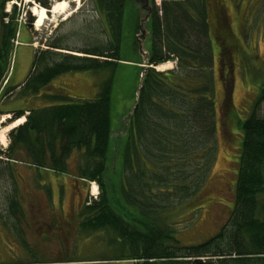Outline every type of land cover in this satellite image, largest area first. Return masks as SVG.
Instances as JSON below:
<instances>
[{
  "label": "trees",
  "instance_id": "obj_1",
  "mask_svg": "<svg viewBox=\"0 0 264 264\" xmlns=\"http://www.w3.org/2000/svg\"><path fill=\"white\" fill-rule=\"evenodd\" d=\"M156 1H161L160 7H157ZM104 2L98 0L100 10ZM209 2L152 0L155 11L150 24L153 42L149 66L155 68L172 61L176 63V72L164 74L154 68L142 69L145 72L143 88L131 120V141L127 146L135 149L127 150L123 182L118 190L113 189L116 193L125 192L144 200L141 208L154 209L152 214L158 215L172 207V197L178 200L183 197L180 200L182 206L186 202L189 205L202 203L203 187L193 179H197L202 171L198 169L197 174L193 175L188 171L185 173L186 167L183 169L182 165L192 159L199 161L207 156L208 151L213 152V135L217 126L216 103L215 100L203 98L205 93L211 94L206 82L207 85L201 84V90L186 87L187 94L180 92L179 85L186 86L187 82L193 80L189 77L183 80L176 75L182 69L200 68L206 71L213 65V43L216 40L220 44L211 35ZM125 3V0H109L111 40L106 46L99 44L70 50L55 43L49 47V51H36L29 78L17 98L35 101L42 92H49L45 98L52 105L29 111L12 110L11 122L23 118L27 112L30 115L24 125L11 133L13 148L5 161L8 167L16 162L18 154L26 150L32 157L33 167L68 172V161L77 151L85 159L77 170V178L88 184L96 183L101 192H108V162L114 143L111 119L113 79L101 83L99 94L92 101L71 100L68 94L64 95L60 90L53 93L52 85L57 78L66 74L91 71L100 74L116 69L121 62ZM96 11L103 21V14L98 8ZM15 31L14 23L13 36ZM230 39L229 33L225 32L220 46L222 55L229 49L237 50V45ZM11 51L0 58V79L8 70ZM10 91L15 95L16 89ZM193 94L196 95L195 99H189L187 95ZM68 100L71 102L68 103ZM263 103L264 85L250 118L241 125L244 137L237 173L236 202L228 224L204 243L183 246L173 235L161 233L163 224L155 221L152 214H144L148 222L141 219L136 225V236L125 238L126 242H131L129 250L132 254L130 257L123 256L122 260H135L138 264H194L196 259L202 258L209 259L213 264H264V116L258 113ZM225 107H228L226 98ZM136 131L141 144L139 149H136ZM193 137L195 140L206 138L210 141L202 143L200 152L197 149L193 152L189 142ZM206 146L208 150H205ZM47 159L53 165L49 166L45 162ZM147 163L150 167L146 166ZM9 169L8 175L15 180V172ZM13 190L17 193L15 188ZM158 197L165 205L158 203ZM12 202V207L17 208V201ZM199 210L198 207L195 212Z\"/></svg>",
  "mask_w": 264,
  "mask_h": 264
},
{
  "label": "rangeland",
  "instance_id": "obj_2",
  "mask_svg": "<svg viewBox=\"0 0 264 264\" xmlns=\"http://www.w3.org/2000/svg\"><path fill=\"white\" fill-rule=\"evenodd\" d=\"M209 1L213 40L216 37L213 36L215 30L213 29L214 18L212 13L214 12L213 7L218 10L217 5L219 3L218 7L221 6L219 10L223 12L220 14L221 19L219 20L223 29L220 31V35L224 38L225 32L229 33V36H231L230 41L237 45V50L224 51L222 55V51L219 50V45L215 40L213 43L214 62L210 68L206 71H202L200 68L196 70L182 69L177 71L178 75H176L177 77L181 76L183 80L188 79V77L193 80L192 82H187L186 86L185 84L179 85L178 90L180 92L187 94V88L190 90H201L202 83L204 85L208 84L211 88V94L205 93L203 98L215 100L216 103L215 121L217 126L213 135V152L208 151L207 156L199 161L192 159L189 162L187 161L186 165H182V168L186 167L185 173L188 171L190 172L189 174H197L196 170L198 169L202 173L204 172L203 175L200 173L197 179L193 178L199 183V186L203 187L202 203H190L191 205H189L186 202L182 206L180 205V200L183 197L179 200L172 197V207L164 209L158 215H151L155 221L163 224L160 227L161 233L166 234V236L173 235L183 246H194L204 243L217 235L228 224L236 202L237 173L244 137L241 125L250 118L261 88L264 85V0ZM48 3L50 4L49 7H44L34 0H28L22 3L19 8L23 16H26L28 12L30 17H33L32 11L38 7L50 12L43 26L35 27L37 29L34 28L31 32L33 33L32 46L34 48L39 51H49V47L55 43L70 50H79L99 44L107 45L109 38L91 0H79L78 3L73 2V0H49ZM58 3H68V7L63 13L52 12ZM157 6H161L160 1ZM145 16V12L137 0L126 1L120 51L121 62L113 70L114 72L106 70L100 74H94L92 71L71 73L63 75L53 82L55 87V90L52 91L53 93L61 89L60 93L68 94L71 100L92 101L99 94L101 83L113 79L111 119L112 141L114 143L110 150L108 162L110 177L107 180L106 189H108L109 193H116L113 189L116 188L118 190L126 173V150L130 135L128 123H131L130 118L135 108L136 94L143 72L140 64L144 62V55L149 54L151 50V26L150 23L144 22ZM35 21L36 25L38 21L36 17ZM25 28L29 30V28ZM142 28L145 31V38L140 43L138 36L141 34ZM219 44L221 46V40H219ZM35 53L36 51L33 50L30 58L28 54L24 53L23 49L20 50L19 56L21 57L17 64L19 77L18 79L15 78L17 84H21L29 76L34 63ZM162 66H167V69L159 71L158 68ZM155 70L164 74L171 71L176 72V64L172 61L166 62L157 66ZM203 86L202 90L204 89ZM18 92L15 93L11 100L4 103V111H29L32 108H46L52 104L41 95V97L39 96L40 99L35 101L27 98L19 99L17 98ZM45 94H49V92H42V95ZM187 96L189 99H195L196 95ZM225 98L228 100V107H225ZM67 102L70 103L71 101L68 100ZM258 113L264 116V103ZM8 118V116L0 114V147L6 151L11 144V133L22 126H15L14 123L16 121L11 125L6 124ZM198 127L200 128V126ZM206 141L210 140L206 138H200V140L196 138L195 140V137H193L191 142L189 139L192 151L194 152L197 149L200 152L202 143L205 144ZM208 149L206 146L205 150ZM209 157L210 160H208ZM24 158V154H18V157L15 158L16 162L11 163V167H8V163L6 164L5 162L7 158L2 157L3 161L0 163V208H6L7 206L5 194L14 192L12 181H10L11 178L8 175L9 168L15 172L18 184L16 190L20 194L66 192L69 197L75 192L83 191L98 197L101 193L99 185L96 183L81 182L80 185H75V183L79 182L77 181V170L81 164L85 163V159H82L80 153H74L69 159L68 172H56L51 170V168L33 167V165H27L24 162ZM28 158L31 162V155ZM45 162L49 166L53 165V162L48 159ZM200 165L201 168L199 167ZM146 166L150 167L148 163ZM94 186H97L95 195L92 193ZM157 201L160 204H164V201L159 197ZM198 207L200 210L195 212ZM146 214L150 215L148 212ZM194 215L196 216L193 219ZM191 219L193 221L189 222ZM38 231L36 226L29 224L27 232L31 239L34 237L37 240ZM0 241L3 244V239H0ZM89 241L81 239L79 246L76 245L74 247L70 256L75 258V260H95L131 256L132 254L129 249L118 250L105 247L98 240ZM169 244H171L170 241ZM204 260L210 261L209 259ZM116 264H138V262L119 261Z\"/></svg>",
  "mask_w": 264,
  "mask_h": 264
},
{
  "label": "flooded vegetation",
  "instance_id": "obj_3",
  "mask_svg": "<svg viewBox=\"0 0 264 264\" xmlns=\"http://www.w3.org/2000/svg\"><path fill=\"white\" fill-rule=\"evenodd\" d=\"M27 1L0 0V58L5 57L6 52L12 50L8 70L0 79V114L9 116L6 124L10 125L14 123L11 122L13 119L12 111H4L3 105L14 96L13 91L10 90L16 89L15 93L20 92L29 78L28 76L21 84L12 83L13 76L15 78L19 76V72H17L18 60L21 57L19 56V49L24 45L21 43V30H27L25 28L27 27L29 28L27 31L31 32L36 22L34 10L32 11L33 17H30L27 12L26 16L24 15L23 22H19L20 16L23 17L19 8L22 3ZM34 1L44 7L50 5L49 0ZM91 2L98 8L101 15L103 14L101 16L103 21L101 22L104 24V30L106 29L105 32L109 38L107 44H109L111 40V30L108 24L109 6H111L109 0H105L101 5L103 6L102 10L99 9L98 0H91ZM219 5L218 3V10L213 7L215 12L212 13L214 18L213 29L215 30L213 36L224 41V38L220 35V31L223 29L219 20L221 19L220 14L223 12L219 10L221 8V6L218 7ZM154 11L155 8L153 7V14ZM14 23L16 31L13 36ZM31 35L33 37V33ZM152 42L151 40V46ZM219 50H221V47ZM227 51L231 52L230 49ZM52 87L55 90L54 85ZM46 95L41 96L45 98ZM40 97L37 99H40ZM77 100L83 101L81 99ZM39 108L41 107L36 109ZM29 115L27 112L24 116L26 118L25 123L28 121ZM132 117L130 120H132ZM130 126L131 123H128L129 130L131 129ZM134 131L133 129L132 133ZM138 140L136 131V149L141 147ZM128 141H131L130 136ZM12 148V142L7 151L0 147V160H2V157H6ZM130 149H135V147H127L128 151ZM74 153L79 152L75 151ZM22 154L25 155L24 162L27 165H32L26 150H23ZM10 181H12L13 188L17 189V179H10ZM77 181L79 182L75 185L86 182L83 179H77ZM5 197L7 206L6 208H0V239H3V244L0 241V264H113L119 261L134 262L135 260L130 259L122 260L123 256L108 259L75 260L70 254L76 245L79 246L81 239H86L87 242L98 240L105 247L128 250L131 248V242H126L125 238H129L131 235L136 236L138 222L141 219L148 222L144 214L148 212L151 215L154 212V209L141 208L144 200L136 199V196H131L125 192H101L96 198L90 195L89 192L83 191L75 192L69 197L66 192H46L45 194L8 192ZM138 198L141 197L138 196ZM13 200L17 201L15 203L17 208L12 207L14 205ZM29 224L38 228L37 240L34 237L31 239L30 235L28 236L27 228Z\"/></svg>",
  "mask_w": 264,
  "mask_h": 264
},
{
  "label": "water",
  "instance_id": "obj_4",
  "mask_svg": "<svg viewBox=\"0 0 264 264\" xmlns=\"http://www.w3.org/2000/svg\"><path fill=\"white\" fill-rule=\"evenodd\" d=\"M137 2L141 6V8L144 10V12H145L146 16H145L144 22H147V23L151 24V18H152V15H153V3H152V1L151 0H137ZM141 30H142L141 34L138 36V40H139L140 43H141V40L142 39L144 40V38H145L144 28H142ZM149 56H150V53L144 55V62L142 63V69L147 70V69L150 68L149 67ZM144 75H145V72H142L141 77H140L139 88H138V91H137V94H136V104H135V108H134L132 116L134 115V113L136 111V107H137V105L139 103V98H140V95H141V92H142V88H143ZM194 263L195 264H213L212 262H210L208 260L205 261L202 258L196 259Z\"/></svg>",
  "mask_w": 264,
  "mask_h": 264
},
{
  "label": "bare ground",
  "instance_id": "obj_5",
  "mask_svg": "<svg viewBox=\"0 0 264 264\" xmlns=\"http://www.w3.org/2000/svg\"><path fill=\"white\" fill-rule=\"evenodd\" d=\"M73 2H75V3H78L79 2V0H73ZM68 7V3H58L57 4V6L53 9V11L52 12H64V10L66 9ZM48 13L49 12H47V10L46 9H44V8H35L34 9V16L35 17H37V18H39L38 19V22H37V24H36V27H41V26H43V24H44V22H45V20H47L48 19ZM168 66V65H167ZM167 66H162V67H160V68H158V70L159 71H163L164 69H167L166 67ZM9 117V116H8ZM24 122H25V118L23 117V118H21V119H19V120H17L15 123H14V125L15 126H20V125H22V124H24ZM92 193L95 195L96 193H97V186H94L93 187V189H92Z\"/></svg>",
  "mask_w": 264,
  "mask_h": 264
},
{
  "label": "crops",
  "instance_id": "obj_6",
  "mask_svg": "<svg viewBox=\"0 0 264 264\" xmlns=\"http://www.w3.org/2000/svg\"><path fill=\"white\" fill-rule=\"evenodd\" d=\"M21 31H22L21 32L22 33L21 43L24 45L22 47H20L19 52H20V50L23 49L24 53L28 54L31 58V52L34 50V47L32 46L33 45V38H32L31 32L24 30V29H22ZM18 77H17V79H18ZM13 82L14 83L16 82L15 84H17V80L15 79V76H13V78H12V83Z\"/></svg>",
  "mask_w": 264,
  "mask_h": 264
},
{
  "label": "built area",
  "instance_id": "obj_7",
  "mask_svg": "<svg viewBox=\"0 0 264 264\" xmlns=\"http://www.w3.org/2000/svg\"><path fill=\"white\" fill-rule=\"evenodd\" d=\"M23 20H24V16L22 17V15H21L19 18V22L21 23V22H23Z\"/></svg>",
  "mask_w": 264,
  "mask_h": 264
}]
</instances>
